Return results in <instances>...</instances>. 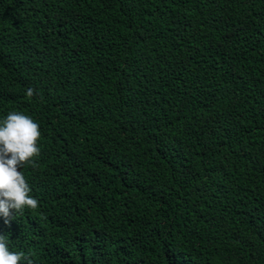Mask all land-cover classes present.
<instances>
[{
    "label": "trees",
    "instance_id": "obj_1",
    "mask_svg": "<svg viewBox=\"0 0 264 264\" xmlns=\"http://www.w3.org/2000/svg\"><path fill=\"white\" fill-rule=\"evenodd\" d=\"M11 111L41 137L10 251L264 264V0H0Z\"/></svg>",
    "mask_w": 264,
    "mask_h": 264
},
{
    "label": "clouds",
    "instance_id": "obj_2",
    "mask_svg": "<svg viewBox=\"0 0 264 264\" xmlns=\"http://www.w3.org/2000/svg\"><path fill=\"white\" fill-rule=\"evenodd\" d=\"M33 88L26 96L35 95ZM39 124L30 116L11 111L0 121V216L5 223L22 213L25 208L35 210L39 201L31 195L23 169L26 164L35 165L40 155ZM0 264H33L23 251H10L7 238L0 234Z\"/></svg>",
    "mask_w": 264,
    "mask_h": 264
}]
</instances>
